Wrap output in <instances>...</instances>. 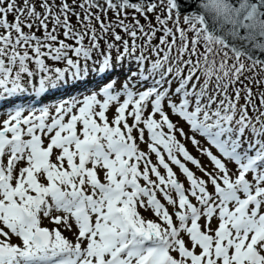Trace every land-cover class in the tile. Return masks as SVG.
Returning <instances> with one entry per match:
<instances>
[{"label":"snow or ice","instance_id":"snow-or-ice-1","mask_svg":"<svg viewBox=\"0 0 264 264\" xmlns=\"http://www.w3.org/2000/svg\"><path fill=\"white\" fill-rule=\"evenodd\" d=\"M89 85L0 121V264H264V0H0V103Z\"/></svg>","mask_w":264,"mask_h":264},{"label":"rangeland","instance_id":"rangeland-1","mask_svg":"<svg viewBox=\"0 0 264 264\" xmlns=\"http://www.w3.org/2000/svg\"><path fill=\"white\" fill-rule=\"evenodd\" d=\"M197 155L199 156V153H197ZM195 171L198 175H202L196 168H195Z\"/></svg>","mask_w":264,"mask_h":264}]
</instances>
